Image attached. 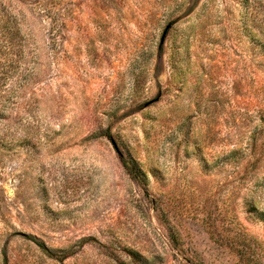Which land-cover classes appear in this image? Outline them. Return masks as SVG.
<instances>
[{
    "label": "rangeland",
    "instance_id": "374dc122",
    "mask_svg": "<svg viewBox=\"0 0 264 264\" xmlns=\"http://www.w3.org/2000/svg\"><path fill=\"white\" fill-rule=\"evenodd\" d=\"M200 260L264 264V0H0V264Z\"/></svg>",
    "mask_w": 264,
    "mask_h": 264
},
{
    "label": "trees",
    "instance_id": "16d2710c",
    "mask_svg": "<svg viewBox=\"0 0 264 264\" xmlns=\"http://www.w3.org/2000/svg\"><path fill=\"white\" fill-rule=\"evenodd\" d=\"M29 238H31L43 250L48 251V252H52V251H50V249H48V247L46 246V244L43 241L37 239L36 237H33L32 235H29ZM192 264H205V263L202 260H200L197 263L192 262Z\"/></svg>",
    "mask_w": 264,
    "mask_h": 264
}]
</instances>
